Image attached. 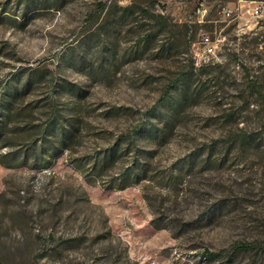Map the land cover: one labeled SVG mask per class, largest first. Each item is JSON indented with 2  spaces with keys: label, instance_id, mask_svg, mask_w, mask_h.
Listing matches in <instances>:
<instances>
[{
  "label": "rangeland",
  "instance_id": "374dc122",
  "mask_svg": "<svg viewBox=\"0 0 264 264\" xmlns=\"http://www.w3.org/2000/svg\"><path fill=\"white\" fill-rule=\"evenodd\" d=\"M247 1L0 0V88L24 89L0 132V264L264 247V0L257 18Z\"/></svg>",
  "mask_w": 264,
  "mask_h": 264
},
{
  "label": "trees",
  "instance_id": "16d2710c",
  "mask_svg": "<svg viewBox=\"0 0 264 264\" xmlns=\"http://www.w3.org/2000/svg\"><path fill=\"white\" fill-rule=\"evenodd\" d=\"M150 34H145V37L149 36ZM56 81H53L55 83ZM56 84V83H55ZM27 85V81L25 82L24 88ZM24 91V89H22ZM22 91H19L16 89L15 85L12 82H7L5 85H3L0 88V132L3 130V127L6 126L7 121L10 119V115L12 112L11 104L13 100H15L19 95H21ZM148 113H153V108H150L148 110ZM147 113V114H148ZM47 127H50V129H54L56 125L54 122L52 124L47 125ZM46 129V127L44 128ZM142 129V126L137 127L134 129V133H139ZM64 131V130H63ZM61 132L62 137H64V132ZM67 131V130H65ZM46 134V133H45ZM49 134V132H48ZM124 138H127V136H121ZM43 140L48 139L46 135H42ZM44 149H47L46 146L40 145V150L43 151ZM28 150H24V154L27 153ZM114 149H110L109 152L106 153L105 157H111L113 154ZM32 153H34L32 151ZM19 155L16 151L12 152V158L18 159ZM27 155V154H26ZM103 159V158H102ZM23 161V160H22ZM102 161V160H101ZM15 165H21V164H15ZM13 165V166H15ZM101 165V164H100ZM125 179V178H124ZM125 181V180H124ZM126 184H122L120 187H124ZM260 251H263L260 252ZM249 253L252 255L249 263H252L255 261V257L258 255L260 256V253L264 254V247L262 243L259 241H236L232 244H230L226 248H221L219 250H210L208 248L204 249L201 255L204 259H207L209 261H219L221 264H231L234 261V258L238 256L239 254H246ZM248 263V264H249Z\"/></svg>",
  "mask_w": 264,
  "mask_h": 264
},
{
  "label": "built area",
  "instance_id": "2783aa9c",
  "mask_svg": "<svg viewBox=\"0 0 264 264\" xmlns=\"http://www.w3.org/2000/svg\"><path fill=\"white\" fill-rule=\"evenodd\" d=\"M247 3H248V7L246 8L247 13L253 18L260 17L262 14L263 2L260 0H248ZM223 13L226 16H229L231 11L224 9ZM199 42L205 54L209 55L210 53L213 52L214 45L208 34L202 33Z\"/></svg>",
  "mask_w": 264,
  "mask_h": 264
}]
</instances>
